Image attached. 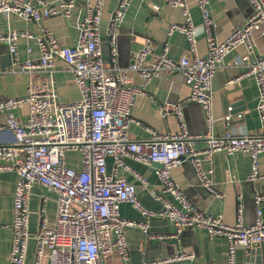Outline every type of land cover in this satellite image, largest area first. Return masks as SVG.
<instances>
[{
  "label": "built area",
  "instance_id": "1",
  "mask_svg": "<svg viewBox=\"0 0 264 264\" xmlns=\"http://www.w3.org/2000/svg\"><path fill=\"white\" fill-rule=\"evenodd\" d=\"M105 1H86L78 20L79 36L71 46L60 44L55 33L47 28L38 36L28 30L0 34V42L10 45L13 73L30 75L25 96L7 98L0 93V112L5 118L0 131L9 130L14 138L13 143L0 144V174L15 172L18 176L13 195L9 264H26L31 239L36 241L33 264H109L113 256H117L121 264H128L127 229L137 227L148 235V220L155 217L172 222L175 237L187 228H199L210 239H225L228 264H236L237 248L242 247L247 256L245 264H250L251 248L256 244L264 246V191H256L253 198L256 205L254 223L245 224L240 204L236 222L228 224L221 214L213 215L192 203L176 182L173 171L187 161L199 184L219 199H224L225 195L212 179L213 170L203 168L204 158H212L216 153L227 156L243 153L250 156L251 161L248 181L256 182L264 177L259 172V159L264 155V49L258 43L264 41V0H247L252 14L223 41L215 34L217 24L210 0H196L202 20L200 29L194 25L185 0H166L168 6L183 11L184 21L172 24L169 34L179 32L186 37L189 55L174 61L165 48L152 58L148 44L134 55L133 63L127 68L118 64L117 37L133 0H119L109 20V65L104 64L101 48ZM78 3V0H0V16H15L28 23L54 16L69 18ZM199 33L207 42L205 56L198 53ZM21 39L37 42L38 59L24 62L18 59ZM236 49H243L236 63L242 72L229 84L247 76L255 77L262 132L254 135L231 131L219 136L214 130L212 80L225 69V59ZM57 61L63 62L72 74L80 92L79 100H60L54 78ZM175 71L183 74L190 90L185 102L200 103L207 114L204 148L195 146L197 137H192L185 128L184 101L172 108L157 106L164 119L177 118V132H158L145 127L150 137L141 141L133 140L128 133L131 123L141 125L133 118L132 109L136 97L143 94L144 89L135 84L134 75L147 85L162 73ZM225 113L226 123L241 121L245 115L235 112L233 105L228 106ZM108 158L113 159L111 171L107 166ZM127 158L146 166L158 164L155 172L160 189H151L146 178L136 173L139 185L118 175L120 168L130 170L125 163ZM75 163L81 168H75ZM36 186L56 194L57 214L52 224L43 216L39 230L33 233L30 230V199ZM142 187L162 205L160 212H151L139 203L138 191ZM123 203L138 209L144 220L138 222L123 217L120 212ZM260 256L264 264V247ZM186 259H193L192 254L180 251L162 261L144 264H174Z\"/></svg>",
  "mask_w": 264,
  "mask_h": 264
},
{
  "label": "crops",
  "instance_id": "2",
  "mask_svg": "<svg viewBox=\"0 0 264 264\" xmlns=\"http://www.w3.org/2000/svg\"><path fill=\"white\" fill-rule=\"evenodd\" d=\"M86 1L78 0L79 3L69 18L54 16L35 23H28L15 16H0V34L14 30H28L38 36L47 28L55 33L60 44L71 46L75 44L79 36L78 20ZM91 1L95 2V0ZM118 2L119 0L105 1L101 28V48L105 65H109L110 61L107 29ZM185 2L190 8L194 25L200 29L202 20L196 0H185ZM209 6L217 24L215 34L219 41L227 38L233 30L242 27L246 19L252 14V7L247 0H210ZM129 8L117 37L118 64L121 68L129 67L133 63L134 55L148 44L151 46L152 58L157 57L165 48L168 49L169 56L174 61L189 55V44L186 37L179 32L169 34V28L172 24L184 21L181 8L168 6L166 0H133ZM197 42L199 55L205 56L207 54V42L202 33H199ZM262 49H264V42ZM242 55L243 49H236L231 52L225 59V69L218 72L212 80L214 130L219 136H224L226 133H231V131L236 134L247 132L254 135L262 132L259 113L257 112L259 95L255 77L247 76V78L229 84L230 80L242 72V68H239L236 64ZM39 57L40 50L35 40H19L18 59L21 62L28 59H38ZM12 64L13 58L9 43L0 42V93L7 98L23 97L28 91L30 75L27 73H13ZM56 69L54 78L60 100L62 102L79 100V89L65 64L57 61ZM133 80L137 86L144 89V93L136 97L132 109L133 118L141 124H130L128 133L133 140L141 141L150 137L145 127H150L158 132H177L179 129L177 118L171 116L164 119L160 115L157 106L162 104L172 108L184 101L182 114L185 128L192 137H197L194 142L197 148L206 146L204 137L208 133L207 114H205L200 103L195 101L185 102L190 97V90L181 72L162 73L157 78H153L147 85L143 84V80L138 75H134ZM237 103H242L236 109L239 110L238 112L245 114L244 119L226 123L224 121L226 108L230 105L235 106ZM4 125L5 118L0 112V127ZM13 141L11 131H0V144H9ZM75 156L77 155H71L70 157ZM125 163L130 170L120 168L118 175L123 176L135 185H139L138 178L135 176L136 173L140 177L146 178L151 189H160L155 172V168L159 166L158 164L146 166L129 158L125 159ZM202 163L206 171L213 170L212 179L225 197L224 199L215 198L201 186L194 169L186 161L173 171V176L176 182L182 186L189 200L213 215L221 214L228 224L236 222V214L240 204H242L243 221L246 225L254 223L256 205L253 198L256 191H264V177L256 182L248 181L252 169L250 156L243 153H236L231 156L216 153L212 158H204ZM74 166L77 169L81 168L79 163H75ZM107 166L108 170L111 171L113 168L112 158L107 159ZM259 166V172L264 176V155L259 159ZM17 180L18 176L15 172L0 174V264H9L13 195ZM138 200L145 209L151 212H160L162 209V205L143 187L139 188ZM30 211V230L33 233L39 230L43 216L47 217L52 224L57 214L56 194L41 186L34 187L30 199ZM120 212L128 220L138 222L144 220L141 212L129 203H123ZM262 218L264 219V205L262 206ZM148 224V235L142 233L141 229L137 227L127 229L130 251L128 264H144L146 261L158 262L167 259V257L175 256L174 249L176 246L166 245L165 253H168L167 256L156 257L155 259L149 258L147 240L159 239L161 236L175 237V228L172 222L165 218L155 217L149 219ZM181 235L180 251L192 254L193 259L180 260L174 264H228V244L225 239H210L207 233L199 228H187L181 232ZM262 249V245L251 248L250 264L251 262L253 264L260 262ZM35 252L36 241L31 239L26 264L34 263ZM236 257V264H245L247 260L245 249L238 247ZM109 264H121V261L117 256H113Z\"/></svg>",
  "mask_w": 264,
  "mask_h": 264
},
{
  "label": "water",
  "instance_id": "3",
  "mask_svg": "<svg viewBox=\"0 0 264 264\" xmlns=\"http://www.w3.org/2000/svg\"><path fill=\"white\" fill-rule=\"evenodd\" d=\"M264 41H259V46L262 47ZM225 77V75H224ZM227 77V76H226ZM227 81V78H226ZM242 105V103H237L234 107V111L238 112L239 110L236 109L238 108L239 105ZM181 233L177 237H164L162 239H148L147 243V250H148V255L150 259H155L156 257H162V256H167L168 253H165V246L166 245H172L176 246L175 247V252L174 254L180 253L181 245H180V238H181ZM254 246H258L257 244ZM264 247V246H263ZM251 264H253L251 262ZM257 264H262V258L260 259V262H257Z\"/></svg>",
  "mask_w": 264,
  "mask_h": 264
}]
</instances>
